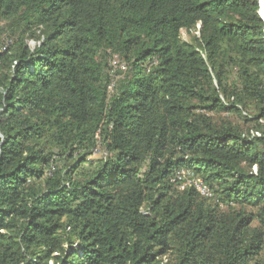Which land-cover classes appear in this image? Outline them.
<instances>
[{"label":"trees","instance_id":"obj_1","mask_svg":"<svg viewBox=\"0 0 264 264\" xmlns=\"http://www.w3.org/2000/svg\"><path fill=\"white\" fill-rule=\"evenodd\" d=\"M259 9L0 0V264H264Z\"/></svg>","mask_w":264,"mask_h":264},{"label":"built area","instance_id":"obj_2","mask_svg":"<svg viewBox=\"0 0 264 264\" xmlns=\"http://www.w3.org/2000/svg\"><path fill=\"white\" fill-rule=\"evenodd\" d=\"M176 180L181 181L182 184L180 188L184 187H193L199 194L205 197H211L212 194L209 191L206 184H204L201 180H196L192 177V174L189 172H179L176 174Z\"/></svg>","mask_w":264,"mask_h":264},{"label":"rangeland","instance_id":"obj_3","mask_svg":"<svg viewBox=\"0 0 264 264\" xmlns=\"http://www.w3.org/2000/svg\"><path fill=\"white\" fill-rule=\"evenodd\" d=\"M195 35H198V33L196 31L187 32L186 30H181V32H180V38L184 42H190L191 38Z\"/></svg>","mask_w":264,"mask_h":264},{"label":"water","instance_id":"obj_4","mask_svg":"<svg viewBox=\"0 0 264 264\" xmlns=\"http://www.w3.org/2000/svg\"><path fill=\"white\" fill-rule=\"evenodd\" d=\"M259 4H262V10L259 11L260 19L264 22V0H259Z\"/></svg>","mask_w":264,"mask_h":264},{"label":"bare ground","instance_id":"obj_5","mask_svg":"<svg viewBox=\"0 0 264 264\" xmlns=\"http://www.w3.org/2000/svg\"><path fill=\"white\" fill-rule=\"evenodd\" d=\"M260 10H262V4H260Z\"/></svg>","mask_w":264,"mask_h":264},{"label":"clouds","instance_id":"obj_6","mask_svg":"<svg viewBox=\"0 0 264 264\" xmlns=\"http://www.w3.org/2000/svg\"><path fill=\"white\" fill-rule=\"evenodd\" d=\"M259 7H260V4H259ZM259 11H260V9H259ZM260 17V16H259ZM263 22V21H262ZM264 23V22H263Z\"/></svg>","mask_w":264,"mask_h":264}]
</instances>
